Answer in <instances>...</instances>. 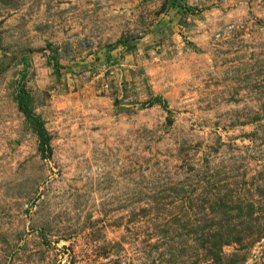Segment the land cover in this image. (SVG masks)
<instances>
[{"label": "rangeland", "instance_id": "obj_1", "mask_svg": "<svg viewBox=\"0 0 264 264\" xmlns=\"http://www.w3.org/2000/svg\"><path fill=\"white\" fill-rule=\"evenodd\" d=\"M218 244L264 264V0H0V264Z\"/></svg>", "mask_w": 264, "mask_h": 264}, {"label": "trees", "instance_id": "obj_2", "mask_svg": "<svg viewBox=\"0 0 264 264\" xmlns=\"http://www.w3.org/2000/svg\"><path fill=\"white\" fill-rule=\"evenodd\" d=\"M29 103L30 98L24 92L23 86L20 83L16 93L17 108L23 113L26 125L36 135L38 152L41 156L47 155L50 151L49 147L47 146L48 136L43 127L42 120L37 115H34L31 112L32 110L29 108ZM220 245L221 244H218L217 246H214V248H205L206 257L210 260L212 264H220L221 262L219 256Z\"/></svg>", "mask_w": 264, "mask_h": 264}]
</instances>
